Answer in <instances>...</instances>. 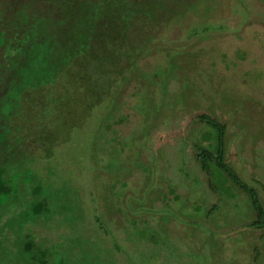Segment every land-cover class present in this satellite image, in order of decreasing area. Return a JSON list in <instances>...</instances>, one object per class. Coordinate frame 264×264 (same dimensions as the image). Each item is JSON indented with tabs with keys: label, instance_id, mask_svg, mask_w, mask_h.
Listing matches in <instances>:
<instances>
[{
	"label": "rangeland",
	"instance_id": "rangeland-1",
	"mask_svg": "<svg viewBox=\"0 0 264 264\" xmlns=\"http://www.w3.org/2000/svg\"><path fill=\"white\" fill-rule=\"evenodd\" d=\"M129 38L96 103L55 102L0 37V264H264L250 199L193 158L217 143L198 116L224 122L227 162L264 205V0H153Z\"/></svg>",
	"mask_w": 264,
	"mask_h": 264
},
{
	"label": "trees",
	"instance_id": "trees-1",
	"mask_svg": "<svg viewBox=\"0 0 264 264\" xmlns=\"http://www.w3.org/2000/svg\"><path fill=\"white\" fill-rule=\"evenodd\" d=\"M152 1L0 0V37L9 50L8 68L26 71L34 67L41 71L54 87L55 102L76 101L84 89L83 100L96 98L98 103L107 91L97 84L96 74L100 67L111 68L114 62H119L121 71L125 68L127 55L133 52L129 34L136 14ZM64 86L69 90L64 92ZM198 122L216 132L217 143L213 150L198 148L194 160L207 175L213 166L226 173L251 201L256 214L251 226L264 229V205L258 189L246 184L227 162V125L206 113L198 116ZM2 175L0 172V205L2 196L10 194ZM20 229L23 227H15V233ZM12 231L10 226L8 233ZM19 242L21 246L17 247L24 252L37 244L30 232L20 233ZM45 259L41 257L40 261Z\"/></svg>",
	"mask_w": 264,
	"mask_h": 264
}]
</instances>
